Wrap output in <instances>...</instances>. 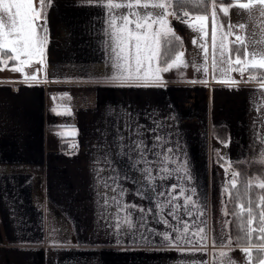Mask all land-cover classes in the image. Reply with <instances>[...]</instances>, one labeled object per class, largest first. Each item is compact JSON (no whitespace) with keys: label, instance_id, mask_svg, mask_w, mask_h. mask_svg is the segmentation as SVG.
Returning a JSON list of instances; mask_svg holds the SVG:
<instances>
[{"label":"crops","instance_id":"0c3cea01","mask_svg":"<svg viewBox=\"0 0 264 264\" xmlns=\"http://www.w3.org/2000/svg\"><path fill=\"white\" fill-rule=\"evenodd\" d=\"M215 2L230 10L227 15L217 11V16L225 31L232 25L225 52L231 49L233 61L235 36L245 38L250 54L264 49L263 18L233 6L248 0ZM49 8V70L36 80L0 72V264H228L229 257L235 264H261L263 255L255 260L244 254L242 249L251 247L233 238L229 225L230 247H221V239L213 237L217 196L211 184L217 154L209 142L210 127H227L228 142L222 146L229 162L247 160L246 152L243 160L233 158L232 140L236 156L242 155L239 145L246 140L239 136L238 119L224 120L217 112L218 97L228 88L260 82L249 80V71L243 76L213 72L211 19L204 40L169 17L179 40L165 44L154 64L167 67L183 52L187 67L162 71L157 82H121L105 75H115V56L109 16L99 0H50ZM208 42L212 59L207 57L205 73L196 69L205 66L200 45ZM190 51L188 60L184 56ZM7 59L0 54V61ZM72 131L76 135H68ZM157 135L171 152H162ZM140 140L148 146L143 160L133 147ZM73 141L77 150L70 152ZM161 155L170 159L161 164ZM123 205L128 207L122 211ZM178 220L188 225L185 240L175 239L183 233ZM200 228L206 241L194 235ZM166 233L172 242L164 240ZM221 251L228 256L213 255Z\"/></svg>","mask_w":264,"mask_h":264},{"label":"snow or ice","instance_id":"6c2138e0","mask_svg":"<svg viewBox=\"0 0 264 264\" xmlns=\"http://www.w3.org/2000/svg\"><path fill=\"white\" fill-rule=\"evenodd\" d=\"M183 3H194L197 6L205 7V0H178ZM222 3L223 0H220ZM100 6L105 8L108 12V28L110 29L109 37L112 41V53L115 56V75L110 79L121 82L125 81H145V82H157L160 81V72H167L172 67L183 64L187 67V63L183 60V52H178L175 55V59L167 67H159L157 62L161 55L162 47L167 44L171 45L173 41H178L179 37L176 36L174 30L171 27L169 16L175 18L178 22L185 23L186 26L191 27L198 33L202 34V38H207L209 35L208 22L211 19V40L213 50L212 68L213 72L220 71L222 75H229L235 71L241 76L246 71H261L264 72V50L259 52L253 51L251 55L247 52V44L244 37L235 36V40L231 43L236 45L235 60L232 59L231 49L225 52L228 48L226 43L229 36L233 35L231 28L232 25H227V31L224 30L225 26L221 23L217 16V11L222 15L229 13V8H219V5L215 0H208V12L207 14L195 15L191 17L192 23L188 24L185 17H188V13L185 12L184 16H178L173 9V0H128V2H114V0H99ZM232 3V0H229ZM50 6V0L46 4V0H39V6L36 5L35 0H0V54L8 56L7 60L0 61L5 67H7L9 61L13 63L18 62V65L12 68L15 72H24V66H31L33 63L45 65V45L48 42V29L46 20V7ZM239 7L242 10H248L251 12L253 8L259 7V14L264 17V0H248L246 3H238L233 5ZM241 29L245 28L244 24L238 26ZM196 43V41H193ZM261 43H264L262 41ZM201 51L204 53L205 66L203 69L197 68V71L203 70L207 73V53L208 48L206 44H201ZM244 47L243 53L244 59H241L240 49ZM217 53L219 54V61H217ZM14 54V55H12ZM259 56V59L256 57ZM25 57V59H22ZM38 58V59H34ZM223 65V67H221ZM235 65V66H234ZM39 72L40 69H34ZM25 79L36 80L37 76H26ZM249 80H258L260 82V89L264 90V76H249ZM231 83H238L237 81L230 80ZM144 86H148L147 83ZM53 100L57 97L53 96ZM56 111L55 108L52 109ZM70 115V111L68 112ZM264 119V118H262ZM63 135V133H61ZM68 135H76L75 131L68 133ZM155 140L160 144L162 152H171V149H165L163 147L164 138L161 136H155ZM258 142L264 146V135L258 137ZM71 147L75 148L73 144ZM137 154L141 160L144 159V153L147 152L148 146L144 144L143 140L133 145ZM258 162L264 167V147L258 150ZM170 158L166 155H161V164L166 163ZM161 171H167L165 168H161ZM146 173H149V169H145ZM239 173H233V178L230 181L232 187L237 184V177ZM151 179V176L149 177ZM259 181L258 187L264 189V180L260 177H254ZM251 187V181L248 184ZM175 191L176 186H170ZM163 193H161L162 195ZM181 196H184L185 203L190 201V197L186 196L183 191L180 192ZM175 199H178L176 197ZM260 206L262 210L259 212V225L258 229H253L251 226L255 219L251 200H249V206L244 209V205H239L240 209L247 212V229L240 225L244 230L247 237H251L253 231H257L264 239V196L259 197ZM107 203V201H105ZM168 203H172L169 201ZM128 207L127 205L121 206V210ZM176 207H180L177 205ZM141 211H144L141 209ZM151 211V209H149ZM176 216L175 209L171 213ZM190 215V213H189ZM227 215V212L225 213ZM234 215L240 217L241 212L234 213ZM126 224L130 225V221L125 219ZM183 228V233L177 235L175 239L185 240L188 233V225L183 221H177ZM164 224H169V220L164 219ZM114 227L119 228L120 224L117 222ZM169 227L171 225L169 224ZM174 232H180V229H173ZM204 228H200L197 235L201 241H206L207 236ZM164 240L172 242L173 237L169 234H164ZM191 243V241H187ZM213 247L216 246V241L213 240ZM232 241L225 237L221 239V247H230ZM206 247V245H205ZM264 251V249H261ZM242 251L250 257L249 249H242ZM214 256L220 257L228 256L226 252L213 253ZM228 264H235V261L230 257ZM247 264V261L245 262ZM264 264V261L261 262Z\"/></svg>","mask_w":264,"mask_h":264},{"label":"rangeland","instance_id":"374dc122","mask_svg":"<svg viewBox=\"0 0 264 264\" xmlns=\"http://www.w3.org/2000/svg\"><path fill=\"white\" fill-rule=\"evenodd\" d=\"M35 3L37 6H39V0H35ZM48 3V0H46V4ZM49 6L46 7V20H47V29H49V13H50V8ZM105 11V15H108V12L105 8H103ZM192 13V12H191ZM250 15H259V10H257V7L253 8V10L251 12H248ZM195 14V13H193ZM197 15V14H196ZM264 20V17H261ZM190 21V20H189ZM62 25V24H59ZM58 25V26H59ZM199 36L202 38V34L199 33ZM49 37L50 34L48 32V42L45 45V56H48L47 50L49 47ZM204 40H206V38H202ZM194 41V40H193ZM192 41V42H193ZM196 41V45L198 44L197 39H195ZM208 46V53H207V57L209 59H212V51H211V45L209 44V42L207 43ZM261 50H264L263 48H261ZM254 50H252L251 52H253ZM244 53V52H243ZM250 54V52H248ZM14 55V54H12ZM251 55V54H250ZM192 56V51H190L187 55H185L184 57L187 58L188 60L191 58ZM6 58H8V56L5 55ZM244 55H241V58H243ZM45 58V65H40L38 63H33L31 66L25 65L24 66V72L20 73V72H15L12 71L11 69L16 67L18 65V62L13 63L12 61H10L7 65V67H5V65H0V72L2 71L4 74H12V75H18V77H26V76H32V75H36L37 77L39 75H42L44 72V69L46 68L47 70H49V65L50 63L48 62V57H44ZM22 59H25V57H22ZM34 59H38V58H34ZM170 59V58H167ZM39 68L40 71L36 72L34 71V69ZM253 71L249 70L248 73H252ZM172 74H176V72H171ZM108 77H111L113 74V72H108L107 74ZM264 73H259L258 76H263ZM77 76V75H76ZM79 77L81 76L80 74L78 75ZM252 76H257V75H252ZM51 88L49 87V92L51 93ZM230 91L225 94L222 93L219 95L218 97V106L217 108V112L222 116V118L225 120L230 119L231 121H236L238 119L241 128H240V135L239 136H245V140H246V145L245 144H241L239 145L242 150L244 151H240V153L242 155H235L238 151L236 150V142L234 140H232V146H234V159H241L243 160L245 152H246V158L248 161L250 159V155L254 153V156L256 159L258 158V150L261 149L262 146L259 142H258V137L264 135V90L260 89V85H250V87H238V88H228ZM233 94V95H232ZM230 96H233L234 99L231 100L229 99ZM245 99V101H244ZM62 101L64 102V98H62ZM233 108V112L231 113V109ZM230 113H231V118H230ZM243 118L244 121H241V119ZM217 126H221V125H217ZM234 127L236 125H233ZM236 128V127H235ZM212 130H216L215 128L210 127V135L212 134ZM234 130V129H233ZM209 135V142H211L212 147L214 148V146L216 147V149L214 150V153L221 152L223 157H226L227 160L229 159V153L227 152V150L224 148V146H222L223 144L227 143V142H219L218 140H216L213 136ZM238 134L234 133L233 139H236ZM228 146V145H227ZM232 148V147H231ZM212 150V151H213ZM239 153V152H238ZM248 156V157H247ZM215 173H214V181L211 184L212 186V190L215 193V196H217V199L215 200V211H214V216H213V237L215 240L217 239H223L225 237L230 238L231 234H230V229L228 227L229 225V217L230 214L227 213V215H225L226 210L224 209V207H226V197L220 195V189L223 188L224 186V179L222 178L221 174H222V169H220L219 164H218V159L217 157L215 158ZM229 161V160H228ZM245 161H237V162H245ZM236 162V161H235ZM230 171V170H229ZM226 174V173H225ZM227 175V174H226ZM226 178V176L224 177ZM228 178V176H227ZM233 237V236H232ZM234 238V237H233ZM239 241V240H238ZM251 256H253L254 254L252 253V248H251ZM245 254V253H244ZM264 257V254H263Z\"/></svg>","mask_w":264,"mask_h":264},{"label":"trees","instance_id":"16d2710c","mask_svg":"<svg viewBox=\"0 0 264 264\" xmlns=\"http://www.w3.org/2000/svg\"><path fill=\"white\" fill-rule=\"evenodd\" d=\"M174 6L178 8H185L186 10L195 13L202 14L208 11V0H205V7H200L194 3H183L174 1ZM234 51H236V45H232ZM243 52V47H241V53ZM261 71H253L252 75H259ZM264 73V72H261ZM258 81V80H251ZM216 130H212L211 136H213L219 142H226L228 140V130L225 126H214ZM214 150L216 147L214 146ZM216 157L218 159V164L220 169H222V178L224 179V186L220 189V195L226 197V207L225 210L230 214L229 227L232 229L231 233L234 238L240 244L250 246L252 248L253 257L257 260L264 254V239L260 238L261 234L257 231H253L251 237L245 235L244 230L240 227L243 225V228L246 230L247 225V212L240 209L239 205L243 204L244 209H247L249 206V200H251L252 212L255 217L253 220L252 228L258 229L259 225V212L262 210L260 206L259 197L264 196V189H260L257 185L258 180L253 179L254 177H260L261 180H264V167L258 162L256 158H250L245 162H229L226 157H223L219 152H216ZM215 157V158H216ZM230 169V171H229ZM227 175H226V174ZM233 173H239L237 177V184L235 187H232L230 181L233 178ZM226 176V178H224ZM228 176V178H227ZM249 181H251V187L248 186ZM241 212V216L238 217L234 213Z\"/></svg>","mask_w":264,"mask_h":264},{"label":"built area","instance_id":"2783aa9c","mask_svg":"<svg viewBox=\"0 0 264 264\" xmlns=\"http://www.w3.org/2000/svg\"><path fill=\"white\" fill-rule=\"evenodd\" d=\"M171 10L176 11L177 15H178V16H181V17L184 16V13H185V12H187V13L189 14L188 17H185V19H186L187 21L192 20L191 17H193V16L196 15V14H193V13H191L190 11L186 10L185 8H178V7H175L174 5H173V9H171ZM169 17H170L171 19L177 21V20H176L175 18H173L172 16H169ZM73 144L76 145L75 148L71 147V145H73ZM67 150L70 151V152H75V151L77 150V144L75 143V141H73L72 144H70V145L68 146Z\"/></svg>","mask_w":264,"mask_h":264},{"label":"flooded vegetation","instance_id":"af4514ba","mask_svg":"<svg viewBox=\"0 0 264 264\" xmlns=\"http://www.w3.org/2000/svg\"><path fill=\"white\" fill-rule=\"evenodd\" d=\"M250 75H252V74L250 73Z\"/></svg>","mask_w":264,"mask_h":264}]
</instances>
